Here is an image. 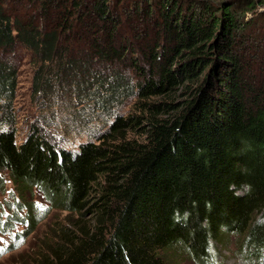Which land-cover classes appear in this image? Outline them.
Masks as SVG:
<instances>
[{
  "label": "trees",
  "instance_id": "trees-1",
  "mask_svg": "<svg viewBox=\"0 0 264 264\" xmlns=\"http://www.w3.org/2000/svg\"><path fill=\"white\" fill-rule=\"evenodd\" d=\"M125 1L0 0V171L82 222L42 264H171L177 247L215 264L231 234L264 259V74L236 0H139L131 21ZM25 56L31 97L62 105L76 147L34 125L18 140Z\"/></svg>",
  "mask_w": 264,
  "mask_h": 264
},
{
  "label": "rangeland",
  "instance_id": "rangeland-1",
  "mask_svg": "<svg viewBox=\"0 0 264 264\" xmlns=\"http://www.w3.org/2000/svg\"><path fill=\"white\" fill-rule=\"evenodd\" d=\"M134 1L139 0H126L125 9L120 11L128 21L133 19L130 6ZM202 1L217 5L220 0ZM236 2L239 16L246 24L240 33L239 42L244 45L243 53L254 62L253 73L260 78L264 74V4L255 1L254 11H250L245 9L244 0H236ZM23 4L24 7L28 6L25 1ZM21 53H23L22 50ZM31 71L25 56L19 63L18 85L14 101L18 140L23 138L29 128L34 125L56 141L76 147L86 137L79 134L77 130L72 129L70 132L65 130L63 123L66 118L60 103L51 110L39 105L41 99L35 101L31 97ZM133 101V99L127 101L120 113L129 112ZM105 121L106 118L97 120L94 117L89 122V126L97 129ZM80 224L82 222L77 214H70L53 207L42 190L32 188L22 191L13 184L7 172L0 171V264H42L44 256L53 248L52 245L61 238L62 229L65 227L74 229L75 225ZM244 238L242 234H231L224 237L222 243L214 242L215 264H264L261 250L249 248L245 245ZM169 252L167 259L171 264H198L181 247L171 249Z\"/></svg>",
  "mask_w": 264,
  "mask_h": 264
}]
</instances>
